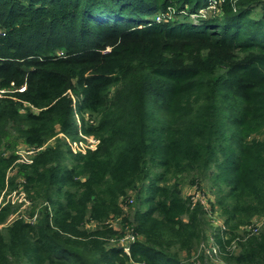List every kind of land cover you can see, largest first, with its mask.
<instances>
[{
    "label": "trees",
    "instance_id": "obj_1",
    "mask_svg": "<svg viewBox=\"0 0 264 264\" xmlns=\"http://www.w3.org/2000/svg\"><path fill=\"white\" fill-rule=\"evenodd\" d=\"M229 1L0 0V138L41 148L28 164L0 155V197L17 166L40 203L33 224L0 206V264H190L208 211L225 264H264V0L238 1L262 6L253 17ZM167 9L183 18L160 20ZM79 134L97 148L73 154ZM207 178L209 209L182 192Z\"/></svg>",
    "mask_w": 264,
    "mask_h": 264
},
{
    "label": "rangeland",
    "instance_id": "obj_2",
    "mask_svg": "<svg viewBox=\"0 0 264 264\" xmlns=\"http://www.w3.org/2000/svg\"><path fill=\"white\" fill-rule=\"evenodd\" d=\"M232 2V10H233V14L236 13H241L244 12L245 10H247L248 12H251L252 9L251 8H246L245 6L241 5L240 2H242V0H230ZM229 1V2H230ZM240 1V2H238ZM244 2V0H243ZM239 3V4H238ZM263 8L262 6L257 7L256 10L254 9L252 11V17L255 16H259L262 15ZM167 12V13H166ZM165 13H163L162 11H160L159 13V18L160 20H180L183 18V15L180 14V12H176L171 10L166 11ZM207 12H210V16L217 15L218 12L216 11L215 7H210L208 9L205 10H201L200 14H206ZM236 12V13H235ZM208 14V13H207ZM157 18L156 20L158 21ZM194 19V18H193ZM260 17H255V20H259ZM196 21L194 20V23ZM1 32V31H0ZM59 56L62 52H58ZM238 62H234L233 64H231V68L230 71L231 73L234 72L235 66L237 65ZM226 64L225 62L221 61V60H217L216 62V66L214 68L215 73H217L218 78L219 77H225L224 75L226 74ZM258 72L260 73H264V66L263 67H259L258 68ZM153 82H157L156 78H149V85L152 84ZM191 92V91H187L186 93ZM178 104L177 102H174L172 106ZM180 109V108H178ZM168 108L161 106L159 104V102L157 101L156 103H154V105L151 106V108L148 109V112L151 116H153L155 119H160L161 117L165 116V113H169ZM23 109H21V113H23ZM79 116H75V120H79ZM80 124V122L77 123V125ZM58 129V128H57ZM90 137V136H87ZM63 138V134L57 132L56 136L53 139H50L44 146L43 148L47 147V146H53L55 144V142H57L58 139ZM65 145H69V143H71V141L69 139L64 140ZM34 149H38V148H34V147H29L26 145V143L23 141L22 138H20L17 134H15L13 131H10L4 138H0V155H4V156H8V155H15L18 158V164H25L28 163L25 160L27 159L28 161L30 160L29 155L31 153H33ZM17 166L8 171L7 173V178H6V184L9 183L8 186V190L6 191V193L4 194L1 203H5L6 201H8L9 203H11L12 207H13V214L10 216L13 219L14 218H23L24 220L26 218H29L30 213L32 212V208L34 206H37L36 209H38V207L40 206V203L38 205H36V203H34L32 200H30L27 195L24 193L23 187H22V179L20 177H18L17 174ZM211 173H214V175L217 173V170H213L210 169V171L207 173L208 176L211 175ZM8 180V183H7ZM213 180H211L210 178H207L203 183H201V189L202 190H198L197 188L195 189L194 187H189V186H184L182 192H183V196L184 197H190L191 200L195 203L196 201H200L201 204L207 209H209V204L207 202V198L209 200H213L214 196L212 194V186H213ZM12 185V187L10 186ZM129 195H132V192L129 193ZM12 201H14V203H12ZM24 205V206H23ZM124 209H127V204H125ZM129 211V210H128ZM39 210H37L34 214V216H36L38 214ZM207 215L209 216L207 219L208 224H210L211 226H205L206 228V240L204 242L201 243V245L197 248L194 249L193 253L191 254V256H187L186 254H182L181 258L183 259H188V262L190 264H225L221 257L220 259L217 257L215 258H209V256L207 255L204 256L203 252H202V247L206 246V244L208 245L207 247H205L206 249H210V245H211V238L216 235L217 230L219 231V235L223 232L222 228H223V221L222 219L218 216V214H210L209 211L207 213ZM260 219H257L254 221V223H261L259 222ZM113 226L116 229H120V226L118 225V223L116 221L112 222ZM220 229V230H219ZM125 231V230H124ZM123 231V232H124ZM225 237V236H224ZM115 242V241H114ZM117 245H121V243L118 241L115 242ZM203 245V246H202ZM196 250V251H195ZM200 256L204 257L203 262H201L199 260Z\"/></svg>",
    "mask_w": 264,
    "mask_h": 264
},
{
    "label": "built area",
    "instance_id": "obj_3",
    "mask_svg": "<svg viewBox=\"0 0 264 264\" xmlns=\"http://www.w3.org/2000/svg\"><path fill=\"white\" fill-rule=\"evenodd\" d=\"M214 4H215V3H214ZM214 4H212L210 7H214ZM208 8H209V7H208ZM208 8H207V9H208ZM158 21H159V19H158ZM62 55H63V53L60 54V56H62ZM79 137H80L79 140L69 143V147H70V149H71V151H72L73 154H80V153H81V154H86L87 151H93V150H95V149L97 148V145H98L99 141H98L96 138H94V137H92V136L87 137V136H83V135H80V134H79ZM40 150H41V148L34 149L33 153H31V154L29 155V157H28V158H30V160L28 161V160L26 159L25 161L28 162V163H31V157H32L35 153H37L38 151H40ZM17 162H18V159H17ZM28 163H25V164H28ZM5 193H6V191H4V192L2 193V196L0 197V200H2V198H3V196H4ZM128 202L131 203L132 201L129 200ZM7 203H9V202L6 201L5 203L2 204L1 201H0V206H5ZM12 203H14V201H12ZM10 204H11V203H10ZM23 206H24V205H23ZM35 219H36V216H33V217H31V218H26L25 221H26V222H29V223H31V224H33V223L35 222ZM11 220H13L12 217H10V221H11ZM263 221H264V219H261V220L259 221V222H261V223H254V224H253V225H254V228H259V227L262 225ZM219 230H220V229H219ZM222 230H224V229L222 228ZM220 237H221L222 240L225 239V237H224V232H222V233L220 234ZM134 240H135V236H134V234L131 232V230H127V229H126L124 236H123L122 238L119 239V242H120L121 245L123 246L124 251H125L126 253L128 252V245H129L130 243H133ZM202 246H203V245H202ZM207 246H208V245L206 244V246H203V247H202V252H203V254H204L206 257H207V255H208L209 258H215V257L218 256V258L220 259V252H219L220 246H219V245L217 244V242L213 239V237L211 238L210 249H206L205 247H207Z\"/></svg>",
    "mask_w": 264,
    "mask_h": 264
}]
</instances>
